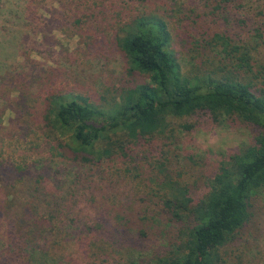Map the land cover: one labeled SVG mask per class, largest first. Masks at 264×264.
Listing matches in <instances>:
<instances>
[{
    "label": "rangeland",
    "instance_id": "rangeland-1",
    "mask_svg": "<svg viewBox=\"0 0 264 264\" xmlns=\"http://www.w3.org/2000/svg\"><path fill=\"white\" fill-rule=\"evenodd\" d=\"M135 1L0 0V200L10 199L8 214L18 218L40 214L36 208L47 199L51 206L63 204L64 222L72 231L82 228L86 215L104 223L97 235L67 246L64 264H150L166 255L179 223L165 227V233L161 228L144 236L134 228L122 232L113 215L130 206L151 215L162 212L158 183L167 173L188 183L196 203L224 157L257 134L237 117L217 122L198 112L170 117L166 131L143 137L144 147L131 145L128 157L117 155L114 162L86 167L57 154L47 126L52 97L75 92L103 101L118 99L137 73H129L116 34L138 12L153 10L167 21L172 48L185 71L207 68L200 61L212 53L206 42L216 33L238 32L252 44L260 41L248 36V29L264 19L259 14L264 0H245L243 8H230L229 22L210 0ZM238 18H247L248 26L238 25ZM258 48L256 57L264 63V44ZM136 152L146 159L140 162ZM141 163L143 169L136 166ZM121 165L132 171L115 170ZM78 214L77 224L73 219ZM7 240L0 237V249ZM101 241L113 244L104 245L110 254L93 260L90 255ZM218 250V264H264V186L253 197L248 221Z\"/></svg>",
    "mask_w": 264,
    "mask_h": 264
},
{
    "label": "trees",
    "instance_id": "trees-1",
    "mask_svg": "<svg viewBox=\"0 0 264 264\" xmlns=\"http://www.w3.org/2000/svg\"><path fill=\"white\" fill-rule=\"evenodd\" d=\"M210 1L229 22L233 18L229 9L243 8L245 0ZM259 14L264 17V9ZM237 20L245 28L249 24L247 18ZM249 35L260 41L252 44L238 32L214 34L206 42L212 53L203 54L200 61L207 68L185 71L172 48L170 25L146 9L122 23L116 34L129 73H137L118 99L103 101L68 92L54 95L50 101L47 126L53 148L63 158L86 167L102 165L104 160L114 162L120 154L128 157L131 145L142 148L143 137L166 131L170 117L203 112L217 122L226 116L237 117L256 129L251 143L224 157L209 178L207 192L196 203L188 183L167 173L158 183L162 212L151 215V211L130 206L113 215L122 232L134 228L131 231L144 236L154 229L163 228L165 233V227L180 224L168 253L150 264H218V249L248 221L253 197L264 186V63L256 57L264 44V19L251 24ZM200 69L204 70L197 71ZM136 155L140 162L146 159L139 158V152ZM160 165L165 166L164 162ZM136 166L143 169L145 164ZM119 168L132 171L128 165L115 170ZM9 200H0V237L8 239L0 249V264H64L67 246L97 235L96 229L104 224L102 218L93 220L86 215L82 228L72 231L64 222L63 204L55 202L52 207L49 199L36 208L42 214L18 218L8 214ZM76 216L73 220L78 224L79 214ZM101 242L95 246L97 253L90 255L93 260L100 253L110 254L104 245L113 244Z\"/></svg>",
    "mask_w": 264,
    "mask_h": 264
}]
</instances>
